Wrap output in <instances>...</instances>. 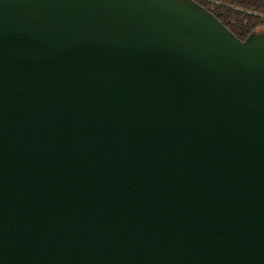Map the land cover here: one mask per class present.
<instances>
[{
	"label": "water",
	"instance_id": "95a60500",
	"mask_svg": "<svg viewBox=\"0 0 264 264\" xmlns=\"http://www.w3.org/2000/svg\"><path fill=\"white\" fill-rule=\"evenodd\" d=\"M0 264H264V27L0 0Z\"/></svg>",
	"mask_w": 264,
	"mask_h": 264
},
{
	"label": "trees",
	"instance_id": "16d2710c",
	"mask_svg": "<svg viewBox=\"0 0 264 264\" xmlns=\"http://www.w3.org/2000/svg\"><path fill=\"white\" fill-rule=\"evenodd\" d=\"M211 10L235 35L243 39L264 27V0H196Z\"/></svg>",
	"mask_w": 264,
	"mask_h": 264
}]
</instances>
